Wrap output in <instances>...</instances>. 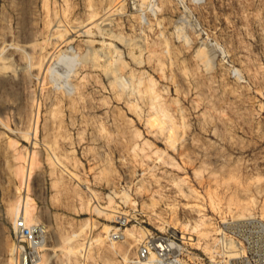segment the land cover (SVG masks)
Instances as JSON below:
<instances>
[{"label": "rangeland", "instance_id": "374dc122", "mask_svg": "<svg viewBox=\"0 0 264 264\" xmlns=\"http://www.w3.org/2000/svg\"><path fill=\"white\" fill-rule=\"evenodd\" d=\"M21 204L28 264L263 253L264 0H0V264Z\"/></svg>", "mask_w": 264, "mask_h": 264}, {"label": "built area", "instance_id": "2783aa9c", "mask_svg": "<svg viewBox=\"0 0 264 264\" xmlns=\"http://www.w3.org/2000/svg\"><path fill=\"white\" fill-rule=\"evenodd\" d=\"M13 235L15 239V248L20 256V264H28L31 261L39 247L42 236L41 230L36 224H27L24 219L19 217L14 221ZM115 233H113L114 235ZM157 242L152 243L147 241L143 244L137 253L139 258L147 257L151 251H154L156 256L155 264H174L179 261L182 254L181 248L177 243L178 239L173 237L172 239L161 236L157 238ZM173 243L174 246H168ZM243 264H264V252L255 256H250L245 259Z\"/></svg>", "mask_w": 264, "mask_h": 264}, {"label": "bare ground", "instance_id": "6f19581e", "mask_svg": "<svg viewBox=\"0 0 264 264\" xmlns=\"http://www.w3.org/2000/svg\"><path fill=\"white\" fill-rule=\"evenodd\" d=\"M73 59H75V58H73L72 56H67L66 54H64V55H61L60 54V56L58 57V60L59 61H61V62H63V63H65L66 65H71L72 64V62H73ZM66 82V81H65ZM75 83V82H74ZM68 85V84H67ZM70 87V86H69ZM70 90V89H69ZM68 90V91H69ZM28 206L26 205V204H21V206L20 205H18L17 207H16V212H17V215H18V217H21L22 219H24L26 222H27V224L29 223V222H31V220H32V218H30L29 217V211H28ZM245 219V218H244ZM247 221V220H246ZM249 221V220H248ZM258 221V220H257ZM30 224V223H29ZM177 232V231H176ZM174 233L175 235H178L179 236V232L178 233ZM179 237H181V238H186V239H189L188 237H186V236H183V235H180ZM174 246V244L173 243H170L168 246L170 247V246ZM153 257V253H150V255L149 256H147V257H144V259H140V260H135V261H132L133 262V264H150L152 261L153 262H155L156 261V259L155 258H152ZM153 259V260H152ZM40 262H41V259H40V257H39V259H38V261L36 262V264H40Z\"/></svg>", "mask_w": 264, "mask_h": 264}]
</instances>
